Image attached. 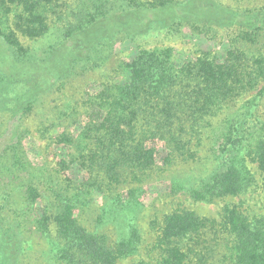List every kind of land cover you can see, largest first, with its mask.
I'll use <instances>...</instances> for the list:
<instances>
[{
	"label": "trees",
	"instance_id": "obj_1",
	"mask_svg": "<svg viewBox=\"0 0 264 264\" xmlns=\"http://www.w3.org/2000/svg\"><path fill=\"white\" fill-rule=\"evenodd\" d=\"M243 3L0 0V264H264V4ZM175 27L233 34L181 64L139 40Z\"/></svg>",
	"mask_w": 264,
	"mask_h": 264
},
{
	"label": "rangeland",
	"instance_id": "obj_2",
	"mask_svg": "<svg viewBox=\"0 0 264 264\" xmlns=\"http://www.w3.org/2000/svg\"><path fill=\"white\" fill-rule=\"evenodd\" d=\"M222 3L231 5V6H243L247 5L243 3L245 0H236L240 3H235L234 0H220ZM252 4L248 7L255 5H263L264 0H251ZM233 34L232 30L225 29H213L212 32H209L207 35L199 32H191L187 27H175L170 30L162 31H150L147 35L140 37V41L146 47H153L155 45H168L175 49V57L177 63L181 64L187 60L193 58L195 53L199 50L201 51H215L217 53H223L224 49L228 45V39L231 38ZM235 34V33H234ZM23 39V38H22ZM51 39L54 41V37ZM24 42L27 44L26 40ZM47 42L42 40L40 42L34 43L32 47H43ZM135 48L134 44L129 41H120L115 46V51L113 58L111 59L114 63L118 64L122 59L131 57L133 55ZM87 81L83 78L75 83H68L62 90L54 92L48 96L46 102L41 104L40 107L36 108L33 112L28 114L25 124L30 127L31 130L35 131L38 127H41V120L43 115L49 116L53 109H59L63 101L68 99L70 96L74 98L78 97L81 93L84 84ZM52 109V110H51ZM216 120V119H215ZM218 120V119H217ZM39 135V134H37ZM41 144L45 143V140H41ZM51 151V150H50ZM54 153L49 152L47 155L48 158H51ZM155 197H159L158 194ZM221 203H194L192 201L185 202L181 207L186 209L194 210L198 215L208 218H217L219 212V205ZM157 210L162 212L163 210H168L170 208L168 204V199L161 198L156 201ZM150 237V236H149ZM149 237L146 239V244L150 242Z\"/></svg>",
	"mask_w": 264,
	"mask_h": 264
}]
</instances>
